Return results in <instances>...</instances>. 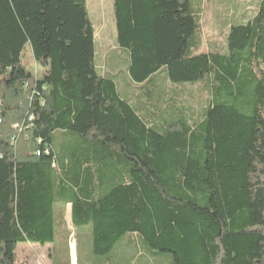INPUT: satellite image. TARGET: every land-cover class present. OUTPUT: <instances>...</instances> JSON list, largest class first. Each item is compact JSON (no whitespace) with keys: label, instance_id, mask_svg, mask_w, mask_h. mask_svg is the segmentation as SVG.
Wrapping results in <instances>:
<instances>
[{"label":"trees","instance_id":"1","mask_svg":"<svg viewBox=\"0 0 264 264\" xmlns=\"http://www.w3.org/2000/svg\"><path fill=\"white\" fill-rule=\"evenodd\" d=\"M113 11L140 109L98 70L88 0H0V264L55 244L68 206L97 257L136 235L173 264H264V0L224 53L197 52L192 0ZM197 83L210 96L199 113L183 94ZM57 132L73 143L62 153Z\"/></svg>","mask_w":264,"mask_h":264},{"label":"rangeland","instance_id":"2","mask_svg":"<svg viewBox=\"0 0 264 264\" xmlns=\"http://www.w3.org/2000/svg\"><path fill=\"white\" fill-rule=\"evenodd\" d=\"M113 1L88 0L90 18L98 39L96 65L101 74L115 81L123 97L127 93L133 98L142 90L140 85L133 83L129 76L128 52L121 49L117 43ZM259 2L260 0H192V6L198 12L197 20L201 25V31L193 40L194 44H201L197 52H226V40L230 27L253 19L257 14ZM23 64L34 76L38 74L41 77L45 71L43 65L35 60L30 44H27L23 51ZM173 88L175 89L176 85L162 76L158 89L159 95L163 92H170L171 95ZM184 88L185 101L195 112H202L207 107L210 97L208 91L204 90L201 83L186 84ZM72 145L71 137L67 140L61 132L56 133L54 138L56 152L62 153L65 147L67 149ZM64 214L66 222L58 229L55 244L44 247L38 244H21L17 249L16 264H73L75 257L72 255V249L76 246H78L77 260L80 264H173L171 255H154L145 248L141 250L142 257L134 255L135 257L132 258L121 259L114 258L112 254L97 257L93 252L94 241L91 228L75 229L73 227L71 206L65 208ZM52 247L55 249L53 252Z\"/></svg>","mask_w":264,"mask_h":264},{"label":"crops","instance_id":"3","mask_svg":"<svg viewBox=\"0 0 264 264\" xmlns=\"http://www.w3.org/2000/svg\"><path fill=\"white\" fill-rule=\"evenodd\" d=\"M96 41L98 42L97 33L95 35V42ZM139 98H140L139 94L134 95L133 100H132V102H133L132 104L140 109L143 102H140ZM77 249H78V246L73 247V249H72V255L75 257V262H73V264H80L77 260ZM51 250H52V252L55 251L54 247H52ZM141 250H142V247L140 245V241H139L138 237L136 235H128L119 244L116 245V247L112 253V256L114 258H121V259L122 258H132L134 255L142 257L143 252Z\"/></svg>","mask_w":264,"mask_h":264},{"label":"built area","instance_id":"4","mask_svg":"<svg viewBox=\"0 0 264 264\" xmlns=\"http://www.w3.org/2000/svg\"><path fill=\"white\" fill-rule=\"evenodd\" d=\"M0 111H1V103H0ZM31 120H32V118H31ZM2 123V119H1V117H0V124ZM15 128H18L19 127V125H15L14 126ZM13 143L15 144L16 143V140L14 139L13 140ZM38 156H40V153H38Z\"/></svg>","mask_w":264,"mask_h":264}]
</instances>
